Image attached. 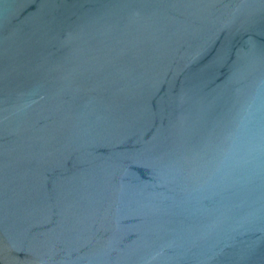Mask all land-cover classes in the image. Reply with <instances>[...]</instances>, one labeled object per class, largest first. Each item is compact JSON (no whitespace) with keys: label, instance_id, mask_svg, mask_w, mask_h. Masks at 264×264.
<instances>
[{"label":"water","instance_id":"1","mask_svg":"<svg viewBox=\"0 0 264 264\" xmlns=\"http://www.w3.org/2000/svg\"><path fill=\"white\" fill-rule=\"evenodd\" d=\"M0 264H264V0H0Z\"/></svg>","mask_w":264,"mask_h":264}]
</instances>
